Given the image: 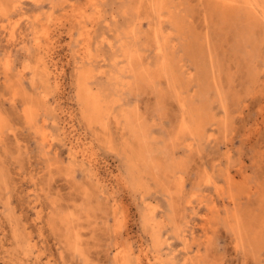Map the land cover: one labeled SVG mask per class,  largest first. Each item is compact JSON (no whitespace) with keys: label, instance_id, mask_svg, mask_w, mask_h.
Wrapping results in <instances>:
<instances>
[{"label":"rangeland","instance_id":"obj_1","mask_svg":"<svg viewBox=\"0 0 264 264\" xmlns=\"http://www.w3.org/2000/svg\"><path fill=\"white\" fill-rule=\"evenodd\" d=\"M161 1L0 0V264H264V0Z\"/></svg>","mask_w":264,"mask_h":264},{"label":"bare ground","instance_id":"obj_2","mask_svg":"<svg viewBox=\"0 0 264 264\" xmlns=\"http://www.w3.org/2000/svg\"><path fill=\"white\" fill-rule=\"evenodd\" d=\"M162 1H163V0H162ZM162 1H161V4H163ZM167 1H168V0H167ZM213 1H214V0H213ZM214 2H215V1H214ZM219 2H220V0H219ZM224 2H225V1H224ZM211 3H212V2H211ZM221 3L225 5L226 2L223 3V1H222ZM232 3H233V2H232ZM249 3H250V2H249ZM18 4H19V2H18ZM18 4H17V5H18ZM154 4L156 5V1H155ZM219 4H220V3H219ZM235 4H236V3H235ZM19 5H20V4H19ZM166 5H167V4H166ZM172 5H173V4H172ZM215 5L217 6L216 3H215ZM233 5H234V3H233ZM233 5H232V6H233ZM226 6H227V4H226ZM226 6H225V7H226ZM15 7H16V6H15ZM214 7H215V6H214ZM234 7L239 8V7L236 6V5H234ZM250 7H251V4H250ZM166 8H167V7H166ZM263 8H264V7H263ZM159 9H160V8H159ZM159 9H158V10H159ZM167 9H168V8H167ZM225 9H226V8H225ZM232 9H233V8H232ZM232 9H231V10H232ZM214 10H215V9H214ZM252 10H253V9H252ZM160 11H161V10H160ZM232 11H233V10H232ZM234 11H235V9H234ZM253 11H254V10H253ZM168 12H169V11H168ZM263 12H264V11H263ZM172 14H173V13H172ZM225 15H226V14H225ZM257 15H258V14H257ZM262 15H263V14H262ZM226 17H228V16H226ZM161 18H162V17H161ZM171 19H172V18H171ZM165 20H166V19H165ZM174 20H175V19H174ZM164 26H165V25H164ZM159 27H160V26H159ZM179 27H180V26H179ZM179 27H178V29H179ZM154 32H155V31H154ZM155 36H156V35H155ZM155 36H154V38H156ZM154 40H155V39H154ZM157 41H158V38H157ZM164 41H165V40H164ZM154 42H155V41H154ZM165 42H166V41H165ZM157 44H158V43H157ZM157 44H156V45H157ZM161 44H162V43H161ZM88 45H89V44H88ZM159 45H160V44H159ZM161 46H162V45H161ZM163 48H164V47H163ZM173 48H174V47H173ZM174 49H175V48H174ZM160 50H161V49H160ZM160 50H159V51H160ZM86 51H87V50H86ZM90 51H91V50H90ZM86 55H87V54H86ZM132 57H133V56H132ZM87 59H88V58H87ZM132 59H133V58H132ZM137 59H138V58H137ZM137 59H136V60H137ZM130 61H131V60H130ZM132 61H133V60H132ZM169 61H170V60H169ZM83 62H84V61H83ZM138 62H139V61H138ZM132 63H133V62H132ZM169 63H170V62H169ZM90 64H91V63H90ZM128 65L131 66V64H128ZM91 66H92V65H91ZM133 66H134V65H133ZM137 66H138V65H137ZM124 67H125V66H124ZM135 68H137V67H135ZM123 69H125V68H123ZM130 69H132V68H130ZM130 69H129V70H130ZM86 70H87V69H86ZM89 70H90V69H89ZM133 70H134V69H133ZM143 70H144V69H143ZM143 70H142V71H143ZM155 70H156V69H155ZM137 71H138V70H136V72H137ZM123 72H124V70H123ZM90 73H91V72H90ZM121 73H122V72H121ZM139 73H140V71H139ZM145 73H146V72H145ZM174 73H175V72H174ZM86 74H88V73H86ZM126 74H127V73H126ZM131 74H132V73H131ZM142 74H143V73H142ZM139 75H140V74H139ZM145 75H146V74H145ZM173 75H174V74H173ZM91 76H92V75H91ZM136 76H137V75H136ZM88 79H89V78H88ZM90 79H91V78H90ZM86 80H87V78H86ZM129 80H130V79H129ZM139 80H140V79H139ZM136 81H137V80H136ZM129 82H130V81H129ZM137 82H138V81H137ZM78 83H79V82H78ZM86 83H87V82H86ZM138 84H139V83H137V85H138ZM80 85H81V84H80ZM89 85H92V84H89ZM89 85H88V86H89ZM129 85H131V84H129ZM134 85H135V84H134ZM139 85H140V84H139ZM85 86H86V85H85ZM131 86H133V85H131ZM79 87H80V86H79ZM81 87H82V86H81ZM83 87H84V86H83ZM86 87H87V86H86ZM159 88H160V87H159ZM83 89H84V88H83ZM93 89H94V88H93ZM85 90H86V89H85ZM77 91H78V90H77ZM80 91H81V89H80ZM78 93H79V92H78ZM81 93H83V92H81ZM81 93H79V94H81ZM86 93H87V92H86ZM83 94H85V92H84ZM83 94H82V95H83ZM42 95H43V94H42ZM82 95H81V96H82ZM85 95H86V94H85ZM90 95H91V94H90ZM177 95H178V94H177ZM99 96H100V95H99ZM90 97H91V96H90ZM95 97H96V96H95ZM98 98H100V97H98ZM45 99H46V98H45ZM80 99H81V98H80ZM84 99H85V98H84ZM179 99H180V97H179ZM179 99H178V100H179ZM185 100H186V99H185ZM80 101H81V100H80ZM90 101H91V100H90ZM83 102H84V101H83ZM177 102H179V101H177ZM90 103H91V102H90ZM179 103H180V102H179ZM180 105H181V104H180ZM183 105H184V104H183ZM84 107H85V106H84ZM89 107H90V106H89ZM102 107H103V106H102ZM92 108H93V107H91V109H92ZM96 108H97V107H96ZM181 108H182V107H181ZM91 109H89V110H91ZM108 109H109V108H108ZM108 109H107V110H108ZM101 110H102V109H101ZM183 110H184V109H183ZM86 111H87V109H86ZM93 111H94V110H92V112H93ZM135 111H136V110H135ZM108 113H109V112H108ZM86 114H87V113H86ZM92 114H94V116H95V111H94ZM133 114L135 115V113H133ZM138 114L140 115V113H138ZM90 115H91V114H90ZM98 116H99V115H98ZM135 116H136V115H135ZM99 117H100V116H99ZM88 118H89V117H88ZM91 118H92V117H91ZM136 118H139V117H136ZM99 119H100V118H99ZM140 119H141V118H140ZM140 119H139V120H140ZM97 120H98V119H97ZM141 120H142V119H141ZM182 120H183V119H182ZM89 121H90V120H89ZM104 122H105V121H104ZM143 124H144V123H143ZM181 124H182V123H181ZM183 125H184V124H183ZM183 125H182V126H183ZM90 126H91V125H90ZM144 127H145V126H144ZM144 127L142 126V129H143ZM180 127H181V126H180ZM106 128H107V126H106ZM134 128H135V127H134ZM103 129H104V128H103ZM179 129H181V128H179ZM137 130H138V128H137ZM104 131H105V130H104ZM144 132H145V131H144ZM136 133H137V132H136ZM139 134H140V133H139ZM143 134H144V133H143ZM43 139H44V138H43ZM98 140H99V139H98ZM143 145H144V144H143ZM72 155H74V154H72ZM135 161H136V160H135ZM137 164H138V163H137ZM140 165H141V164H140ZM138 167H139V166H138ZM149 173H150V172H149ZM147 175H148V174H147ZM211 180H212V179H211ZM207 183H208V182H207ZM215 183H216V182H215ZM152 208H153V207H152ZM210 210H211V209H210ZM149 212H151V211H149ZM153 212H154V211H153ZM150 216H151V215H150ZM244 235H245V234H244ZM241 238H242V237H241ZM240 240H241V239H240ZM156 261H159V257H156Z\"/></svg>","mask_w":264,"mask_h":264}]
</instances>
